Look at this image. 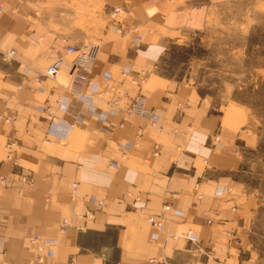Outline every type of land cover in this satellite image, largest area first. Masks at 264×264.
I'll return each instance as SVG.
<instances>
[{"label": "crops", "instance_id": "1", "mask_svg": "<svg viewBox=\"0 0 264 264\" xmlns=\"http://www.w3.org/2000/svg\"><path fill=\"white\" fill-rule=\"evenodd\" d=\"M234 1L0 0V264H264L250 237L262 189L244 171L240 110L158 68L171 43ZM115 5L122 34L107 25ZM90 42L94 89L81 100L67 89L65 50ZM56 59L59 75L41 74ZM136 95L154 124L127 114ZM34 235L55 242L41 259Z\"/></svg>", "mask_w": 264, "mask_h": 264}, {"label": "rangeland", "instance_id": "2", "mask_svg": "<svg viewBox=\"0 0 264 264\" xmlns=\"http://www.w3.org/2000/svg\"><path fill=\"white\" fill-rule=\"evenodd\" d=\"M111 9H107V19ZM183 36L167 47L158 65L159 71L178 80L190 78L220 104L240 110L239 130L249 143L244 150V157L248 158L244 171L253 189L255 186L262 189L261 209L253 217L250 237L253 252L263 259L264 0L221 5L204 29ZM251 136L257 141L254 147L250 146Z\"/></svg>", "mask_w": 264, "mask_h": 264}, {"label": "built area", "instance_id": "3", "mask_svg": "<svg viewBox=\"0 0 264 264\" xmlns=\"http://www.w3.org/2000/svg\"><path fill=\"white\" fill-rule=\"evenodd\" d=\"M111 10L112 11L110 12L107 19V25L111 27L115 33L122 34L124 32L122 24L126 17V10L121 8V6L112 7ZM98 52H99V44L97 42L86 43L85 45L82 46L69 44L66 47L65 53L68 56L71 55L73 58L71 61V71L73 73V77L67 89L69 90L70 93L73 92L76 95H78V97H80L81 100H85L87 98V95L85 94L83 89L84 86L88 85L89 88H91V90L94 89L92 88L93 83L88 72L95 65ZM13 54H14L13 49L7 50L6 55L11 56ZM60 65H61V59H56L54 63L48 65L41 74H43L44 76L50 79H55L59 75L58 68ZM145 75L146 73L144 71L138 72L136 75L132 77V84L134 83L138 85L140 82L143 81ZM109 79H110V75L109 74L105 75L104 80L108 82ZM120 94L123 97L127 96L125 92H120ZM144 100L145 97L143 95H136L135 97H133V100L127 109V114L138 115L150 121L151 124H154L155 119L153 118V113L151 110L146 109L145 106L146 102ZM56 101L60 105H63L65 107L67 106L66 100H62L58 98ZM113 103H117V101L114 100ZM46 110H48V108H46ZM48 120L50 121V128H49L50 133L54 134L61 130L60 128L62 123L58 121V118L55 117L52 113H48ZM77 121L80 122L81 120L78 118ZM73 125L74 122L66 125L64 124L65 126L64 130L65 128H67V130L71 129ZM115 165H116L115 163L110 164V166L113 167H116ZM21 179L23 181L27 180L24 176H22ZM0 184L2 185L4 184L3 179L0 180ZM98 204L102 205L103 202L99 201ZM167 209H168L167 206L162 207V210H167ZM148 222L159 229L162 228L161 222L159 220H156L154 217H149ZM66 228H67V221L62 220V222L59 224L58 230L61 232H65ZM31 241L35 243L37 246V250H38L37 259H41L42 256L46 253V251H49L50 249L55 247V242L53 240L43 238L40 235H34L31 238Z\"/></svg>", "mask_w": 264, "mask_h": 264}]
</instances>
